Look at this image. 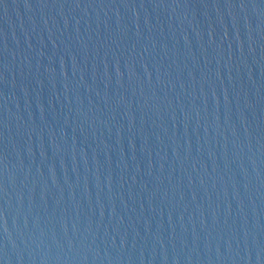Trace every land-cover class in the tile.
I'll use <instances>...</instances> for the list:
<instances>
[{"label":"water","instance_id":"water-1","mask_svg":"<svg viewBox=\"0 0 264 264\" xmlns=\"http://www.w3.org/2000/svg\"><path fill=\"white\" fill-rule=\"evenodd\" d=\"M0 264H264V0H0Z\"/></svg>","mask_w":264,"mask_h":264}]
</instances>
